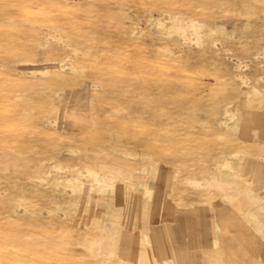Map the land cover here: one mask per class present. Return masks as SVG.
Returning a JSON list of instances; mask_svg holds the SVG:
<instances>
[{
    "label": "rangeland",
    "instance_id": "1",
    "mask_svg": "<svg viewBox=\"0 0 264 264\" xmlns=\"http://www.w3.org/2000/svg\"><path fill=\"white\" fill-rule=\"evenodd\" d=\"M0 264H264V0H0Z\"/></svg>",
    "mask_w": 264,
    "mask_h": 264
}]
</instances>
